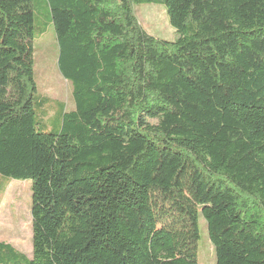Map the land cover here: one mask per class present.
<instances>
[{
	"label": "trees",
	"instance_id": "trees-1",
	"mask_svg": "<svg viewBox=\"0 0 264 264\" xmlns=\"http://www.w3.org/2000/svg\"><path fill=\"white\" fill-rule=\"evenodd\" d=\"M34 1L0 0V175L32 193V257L0 264H197L199 217L215 264H264V0H41L74 103L51 133Z\"/></svg>",
	"mask_w": 264,
	"mask_h": 264
},
{
	"label": "rangeland",
	"instance_id": "rangeland-1",
	"mask_svg": "<svg viewBox=\"0 0 264 264\" xmlns=\"http://www.w3.org/2000/svg\"><path fill=\"white\" fill-rule=\"evenodd\" d=\"M134 12L148 35L166 41L175 38L162 6L138 4L134 6ZM33 14L31 62L36 88L33 93L34 121L38 124L36 129L39 132L51 133L57 126L58 112L62 108L73 110L74 103L71 86L56 67L58 46L48 11L41 0L34 1ZM31 194V181L11 180L0 175V242L10 245L28 258L32 257ZM198 227L200 239L197 243V264H215L206 223L201 217Z\"/></svg>",
	"mask_w": 264,
	"mask_h": 264
}]
</instances>
